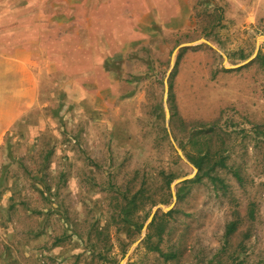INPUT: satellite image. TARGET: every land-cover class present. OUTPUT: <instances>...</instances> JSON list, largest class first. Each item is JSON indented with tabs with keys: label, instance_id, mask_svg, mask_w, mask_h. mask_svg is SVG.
Wrapping results in <instances>:
<instances>
[{
	"label": "rangeland",
	"instance_id": "1",
	"mask_svg": "<svg viewBox=\"0 0 264 264\" xmlns=\"http://www.w3.org/2000/svg\"><path fill=\"white\" fill-rule=\"evenodd\" d=\"M178 5L104 48L85 18H46L34 97L0 100V264H264V0ZM41 19L1 35L24 46ZM191 158L223 165L194 182Z\"/></svg>",
	"mask_w": 264,
	"mask_h": 264
},
{
	"label": "crops",
	"instance_id": "2",
	"mask_svg": "<svg viewBox=\"0 0 264 264\" xmlns=\"http://www.w3.org/2000/svg\"><path fill=\"white\" fill-rule=\"evenodd\" d=\"M3 1H10L12 4L8 9L2 10ZM179 1L181 0H0V17L25 15L31 18H42L36 22L32 20L33 23H27L25 28L27 33H41V39L26 40L24 46L16 37L10 36L7 40L6 36L1 35L6 32L17 33L18 29L12 25L5 28L7 27L5 24H0L1 102L10 104L11 107L17 106L19 82L24 80L31 81L25 94L30 98L34 97L33 82L41 79L39 74L44 73L42 65L50 61L44 51L49 47V42L47 44L44 40L45 34L52 29L46 18L51 16L64 18L58 20L56 25L61 32H64L65 26L61 22H65V18H74V22L78 18H85L83 23L73 28V31L81 36L92 32L95 34L94 47L104 48L106 47L104 37L107 39L108 33H152L155 31L154 25H172L173 21L180 16ZM163 17L165 18L162 19ZM99 34H102L100 38ZM61 43L65 46V39H62ZM73 47L80 48L82 45L75 43ZM39 50L41 53L38 52ZM59 57H62L61 54L56 55L57 59ZM2 77L5 79L1 80ZM25 102L29 105L27 99ZM11 111L14 112L13 117H15L17 110L13 108ZM2 113H4L3 109H0V114Z\"/></svg>",
	"mask_w": 264,
	"mask_h": 264
},
{
	"label": "trees",
	"instance_id": "3",
	"mask_svg": "<svg viewBox=\"0 0 264 264\" xmlns=\"http://www.w3.org/2000/svg\"><path fill=\"white\" fill-rule=\"evenodd\" d=\"M257 58H262V55L259 54L257 56ZM191 161L195 164V166L198 169V173L196 174V178L193 180L194 182L200 180L204 175L205 176L208 175L209 170L216 169V165H218V166L219 165H223V162H221V164H220V162H218V164H215L212 168H210L208 170L207 167L204 166V163L203 162L198 161V160H195V159H192V158H191ZM171 182H172V180L169 181V183H171ZM177 196H178V198H180V195L179 194H177ZM173 212H175V209L170 210L166 215H171V214H173ZM155 221H156V218H153L152 222L150 223V228H152L156 224ZM143 227H144V223L140 224V230ZM236 229H237V226H236L235 223H233V224L230 225V229H229L228 233L229 234L230 233H233ZM159 233L162 234V229L159 231ZM231 263H234V262L232 261ZM227 264H229V262H227ZM236 264H243V261L242 260H239L238 262H236Z\"/></svg>",
	"mask_w": 264,
	"mask_h": 264
},
{
	"label": "water",
	"instance_id": "4",
	"mask_svg": "<svg viewBox=\"0 0 264 264\" xmlns=\"http://www.w3.org/2000/svg\"><path fill=\"white\" fill-rule=\"evenodd\" d=\"M254 57H255V56H254ZM179 152H180V154H182L180 150H179ZM195 171L197 172L198 169L196 168ZM191 177H192V175L189 176V177L181 178V179L177 180L176 182L186 181V180L190 179ZM174 187H175V184H172V188H173V197H174V199L176 200V199H177V196H176V191L174 190ZM173 205H174V203H173L170 207L166 208V210H167V211H168V210H171L172 207H173ZM156 210H157V209H156ZM156 210L153 211V213H152V215H151V217H150L148 223L145 225V229L147 228V225L150 224V223L152 222V220H153V218H154V215H155V213H156ZM138 242H140V240H139Z\"/></svg>",
	"mask_w": 264,
	"mask_h": 264
}]
</instances>
